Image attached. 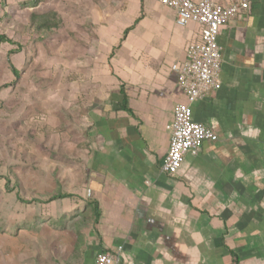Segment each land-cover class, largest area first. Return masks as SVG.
<instances>
[{"label":"crops","instance_id":"crops-1","mask_svg":"<svg viewBox=\"0 0 264 264\" xmlns=\"http://www.w3.org/2000/svg\"><path fill=\"white\" fill-rule=\"evenodd\" d=\"M245 1L218 37L220 89L191 106L213 138L174 176L161 165L174 107L188 102L171 66L200 26H177L155 0L82 2L93 37L76 55L75 100L90 146L55 201L90 225L75 246L62 234L59 264L117 247L122 264H264V0Z\"/></svg>","mask_w":264,"mask_h":264},{"label":"rangeland","instance_id":"rangeland-1","mask_svg":"<svg viewBox=\"0 0 264 264\" xmlns=\"http://www.w3.org/2000/svg\"><path fill=\"white\" fill-rule=\"evenodd\" d=\"M4 1L0 35L13 45H0V264H59L62 234L75 246L90 225L47 200L59 195L74 152L90 146L75 65L93 36L84 0H41L33 9L23 5L29 0Z\"/></svg>","mask_w":264,"mask_h":264},{"label":"built area","instance_id":"built-area-1","mask_svg":"<svg viewBox=\"0 0 264 264\" xmlns=\"http://www.w3.org/2000/svg\"><path fill=\"white\" fill-rule=\"evenodd\" d=\"M155 1L173 10L177 26L185 27L190 23L200 26L198 39L186 47L185 60L171 66L188 102L174 107L169 147L161 165L164 174L174 176L186 154H196L205 141L213 138L209 128L193 121L191 106L220 89L222 49L218 37L228 22L248 9V3L245 0L226 5L219 0ZM95 264H122V247L100 251Z\"/></svg>","mask_w":264,"mask_h":264},{"label":"trees","instance_id":"trees-1","mask_svg":"<svg viewBox=\"0 0 264 264\" xmlns=\"http://www.w3.org/2000/svg\"><path fill=\"white\" fill-rule=\"evenodd\" d=\"M2 1V5L4 3V0H1ZM41 0H29L28 2L24 3V7H28V8H36L39 4H40ZM2 43H8L10 45H13V43L8 40L7 38H5L3 35H0V45ZM9 55H11V52H8V62H9V66H10V69H11V72L13 74V76L15 77V79H18V75H17V72L16 70L14 69V67L11 65L10 63V59H9ZM10 85H2L1 88H6V87H9ZM59 198V196H54V197H51V199L49 201H55ZM97 214V213H96ZM237 263V259L235 257H233V264H236Z\"/></svg>","mask_w":264,"mask_h":264}]
</instances>
